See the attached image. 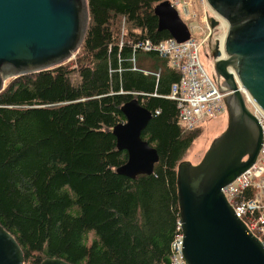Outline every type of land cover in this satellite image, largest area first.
Masks as SVG:
<instances>
[{
	"label": "trees",
	"instance_id": "16d2710c",
	"mask_svg": "<svg viewBox=\"0 0 264 264\" xmlns=\"http://www.w3.org/2000/svg\"><path fill=\"white\" fill-rule=\"evenodd\" d=\"M163 1L88 0L74 63L12 77L0 92V223L25 264L171 263L178 166L202 126L179 124L168 95L180 72L136 47L171 37L158 30L155 7ZM134 53L136 61L161 62L159 81L133 69ZM133 98L153 114L142 137L160 155L153 174L134 179L118 172L128 153L114 132Z\"/></svg>",
	"mask_w": 264,
	"mask_h": 264
},
{
	"label": "water",
	"instance_id": "95a60500",
	"mask_svg": "<svg viewBox=\"0 0 264 264\" xmlns=\"http://www.w3.org/2000/svg\"><path fill=\"white\" fill-rule=\"evenodd\" d=\"M88 0H0V92L8 79L45 70L73 58L89 25ZM227 24L211 50L215 77L226 93L229 120L202 160H183L177 188L188 264H264L261 240L239 218L221 191L257 160L262 128L247 94L264 110V0H206ZM158 30L182 43L191 31L169 0L156 5ZM220 21L211 18L215 29ZM229 67L232 69L230 70ZM126 121L115 127L117 147L128 153L118 172L151 175L160 155L142 137L153 117L137 98L122 106ZM0 264H25L23 250L0 223ZM41 264H71L48 258Z\"/></svg>",
	"mask_w": 264,
	"mask_h": 264
},
{
	"label": "built area",
	"instance_id": "2783aa9c",
	"mask_svg": "<svg viewBox=\"0 0 264 264\" xmlns=\"http://www.w3.org/2000/svg\"><path fill=\"white\" fill-rule=\"evenodd\" d=\"M170 2L183 19L196 18L194 3L202 5L206 16L211 12L206 0H170ZM211 17L222 21L223 25H221L224 26V21L214 11ZM189 28L191 37L185 42L180 43L171 36L159 42L146 39L144 42H139L136 47L145 52H154L159 57L169 60L171 66L180 72L181 78L172 84L171 94L168 97L177 102L179 124L187 129H194L224 116L227 112V105L226 93L222 91L220 82L206 69L200 59V48L207 38L199 42L193 37L195 26L189 25ZM132 62L134 70L153 75L159 81L162 74L161 67L152 71L139 68L135 53ZM246 101L262 128V146L256 162L234 181L224 186L221 191L236 215L246 223L264 246V110L249 95ZM252 190H255V193L250 195L248 192ZM183 248L184 234L181 221H179L170 264H188Z\"/></svg>",
	"mask_w": 264,
	"mask_h": 264
},
{
	"label": "rangeland",
	"instance_id": "374dc122",
	"mask_svg": "<svg viewBox=\"0 0 264 264\" xmlns=\"http://www.w3.org/2000/svg\"><path fill=\"white\" fill-rule=\"evenodd\" d=\"M194 4L196 5L195 6L196 18L194 17L189 19L184 18V21L189 25L195 26V29L193 30V37H195L199 42H203L204 39L207 38L206 42L202 43V46L200 48V59L202 63L205 65L206 69L211 74H214L215 73L214 58L211 55V50L208 42L212 37L213 41L220 40L221 43V40L225 38L228 28L227 25L221 26L222 23L219 26H217L215 29L211 28L209 19L211 16H213L212 9L209 7L211 9V12H209V15L206 16L205 9L202 7V5H200L199 3H194ZM79 49L75 52L71 60H74L76 58V54L79 51ZM69 61L66 62L70 65L74 63L73 61L72 62ZM159 63H160L159 66L163 67L161 62ZM137 65L140 68L149 69V70H153V69L155 70V68L159 67L156 66L155 61L153 59H148L146 57H144L143 59L137 58ZM249 107L251 108V106L248 105V108ZM228 120H229V113L227 111L224 116H221L220 118L217 119H213L207 122L205 125H202V127L200 128L201 133L199 137L192 143V145L186 152L184 156V160H189L193 164L199 163L204 157L209 147L211 146L213 140L226 130L228 125Z\"/></svg>",
	"mask_w": 264,
	"mask_h": 264
},
{
	"label": "flooded vegetation",
	"instance_id": "af4514ba",
	"mask_svg": "<svg viewBox=\"0 0 264 264\" xmlns=\"http://www.w3.org/2000/svg\"><path fill=\"white\" fill-rule=\"evenodd\" d=\"M218 40L213 41V38L211 37L208 44L210 47V50H212V48L214 47V45L217 43Z\"/></svg>",
	"mask_w": 264,
	"mask_h": 264
},
{
	"label": "bare ground",
	"instance_id": "6f19581e",
	"mask_svg": "<svg viewBox=\"0 0 264 264\" xmlns=\"http://www.w3.org/2000/svg\"><path fill=\"white\" fill-rule=\"evenodd\" d=\"M222 25H223V23H222ZM222 25H221V26H222ZM224 26H226V22H224ZM222 38H223V37H222ZM222 38H221V39H222ZM223 40H224V39H223ZM223 40H221V45H222ZM229 69L232 70L230 67H229Z\"/></svg>",
	"mask_w": 264,
	"mask_h": 264
}]
</instances>
